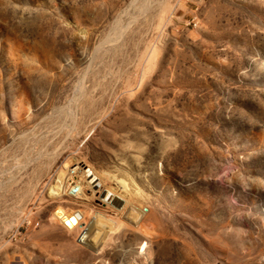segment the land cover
I'll return each mask as SVG.
<instances>
[{
    "label": "rangeland",
    "instance_id": "1",
    "mask_svg": "<svg viewBox=\"0 0 264 264\" xmlns=\"http://www.w3.org/2000/svg\"><path fill=\"white\" fill-rule=\"evenodd\" d=\"M0 264H264V0H0Z\"/></svg>",
    "mask_w": 264,
    "mask_h": 264
},
{
    "label": "bare ground",
    "instance_id": "2",
    "mask_svg": "<svg viewBox=\"0 0 264 264\" xmlns=\"http://www.w3.org/2000/svg\"><path fill=\"white\" fill-rule=\"evenodd\" d=\"M83 164L86 163H80L73 158L66 159L65 162L63 163L64 173L62 175L63 176L69 175L71 174V172H76V171L80 172L83 175V177L86 178L85 180H87V178L88 180L92 179V181L89 180L87 182L88 183L91 182L89 183V186L94 187V189L93 188L91 189L93 194L96 192H100L99 198L101 196V198L107 201L106 203L118 204V202L120 201L118 194L114 190H112V188L108 187V183L106 181L107 177L98 173V171H96L92 166L88 164L82 166ZM61 178L63 179V177ZM60 180L59 182L56 181L57 184L54 185L53 190L50 192L51 193L50 196L53 200L56 198L58 199V197L62 198L63 195L75 196L76 199L77 198L88 199V197L90 198V196L87 195L88 193H86V186L84 185L83 181L80 182L82 187V193L76 195L73 194L71 191L67 190L66 177L62 180V182H60ZM122 196L123 197L121 198L123 200L121 199L122 202L120 201L122 204L120 203L121 206L118 204L119 205L118 207H120L121 208L120 210L124 212V217L126 219L129 218L136 226L140 225L143 216L145 214L144 210L136 208L135 206L129 203V199L126 196L124 195ZM54 219L56 221L61 222L64 228H66L67 230L71 232H76L79 229L83 228L81 226V223L85 220V213L82 212L81 210L65 209L63 206H59L56 208L54 212ZM89 228H90V233L88 236L90 238L88 237V239H86L85 242L88 243V245L91 246L92 248H97L99 245H101V241L111 230L110 226L107 223L100 221L97 217H93L91 223H89L88 226L86 227V229ZM84 232L82 234L83 240H85L87 236V234ZM82 239L80 237V240Z\"/></svg>",
    "mask_w": 264,
    "mask_h": 264
},
{
    "label": "built area",
    "instance_id": "3",
    "mask_svg": "<svg viewBox=\"0 0 264 264\" xmlns=\"http://www.w3.org/2000/svg\"><path fill=\"white\" fill-rule=\"evenodd\" d=\"M70 191H71L73 194H76V195L81 194V193H82V187H81L80 182H76V183L72 184L71 187H70ZM85 224H86V223L83 221V222L81 223V226L84 227Z\"/></svg>",
    "mask_w": 264,
    "mask_h": 264
}]
</instances>
